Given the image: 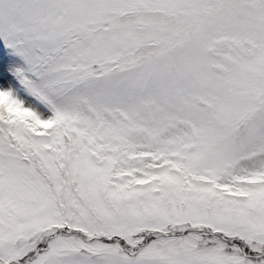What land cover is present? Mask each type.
Wrapping results in <instances>:
<instances>
[{
	"label": "snow or ice",
	"instance_id": "obj_1",
	"mask_svg": "<svg viewBox=\"0 0 264 264\" xmlns=\"http://www.w3.org/2000/svg\"><path fill=\"white\" fill-rule=\"evenodd\" d=\"M0 264H264V0H0Z\"/></svg>",
	"mask_w": 264,
	"mask_h": 264
}]
</instances>
